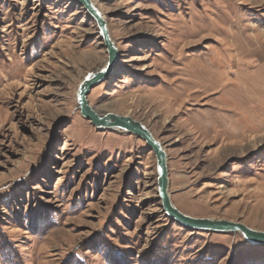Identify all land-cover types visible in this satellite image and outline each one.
Segmentation results:
<instances>
[{
  "label": "rangeland",
  "instance_id": "obj_1",
  "mask_svg": "<svg viewBox=\"0 0 264 264\" xmlns=\"http://www.w3.org/2000/svg\"><path fill=\"white\" fill-rule=\"evenodd\" d=\"M91 1L117 57L89 105L160 142L180 212L264 231V0ZM106 60L77 1L0 0V264H264L169 218L147 144L80 115Z\"/></svg>",
  "mask_w": 264,
  "mask_h": 264
},
{
  "label": "water",
  "instance_id": "obj_2",
  "mask_svg": "<svg viewBox=\"0 0 264 264\" xmlns=\"http://www.w3.org/2000/svg\"><path fill=\"white\" fill-rule=\"evenodd\" d=\"M84 8L90 18L95 22L98 34L106 48L107 60L101 68L88 72L78 83L75 100L80 115L88 120L97 130H117L128 132L141 138L153 152L155 157L157 194L165 214L178 224L195 230L211 232H237L250 245H264V231L251 229L241 223L224 219L196 218L180 212L172 203L168 193V169L164 148L151 132L141 122L127 115L116 113H96L89 105L87 95L89 91L99 84L111 71L117 57V49L112 42L106 20L91 0H75Z\"/></svg>",
  "mask_w": 264,
  "mask_h": 264
},
{
  "label": "bare ground",
  "instance_id": "obj_3",
  "mask_svg": "<svg viewBox=\"0 0 264 264\" xmlns=\"http://www.w3.org/2000/svg\"><path fill=\"white\" fill-rule=\"evenodd\" d=\"M105 64V63H104ZM104 66V65H103ZM204 73V72H203ZM202 72H201V74H203ZM198 74H200L199 72H198ZM207 74V73H206ZM206 76H208V75H206ZM216 76H217V74H216ZM220 76V75H219ZM222 76V75H221ZM236 76V75H235ZM198 79H196L197 80V82H199V83H201V84H204V88H203V91H208L209 89H215L216 87H218L219 86V84L220 83H218V81L216 80V79H211V80H208V79H200L199 80V77H197ZM235 80V79H234ZM223 85V84H222ZM224 85H226V84H224ZM92 110H94L95 111V109H93L92 108ZM96 113H100V112H98L97 110L95 111Z\"/></svg>",
  "mask_w": 264,
  "mask_h": 264
}]
</instances>
